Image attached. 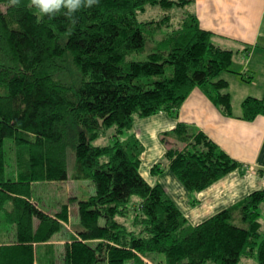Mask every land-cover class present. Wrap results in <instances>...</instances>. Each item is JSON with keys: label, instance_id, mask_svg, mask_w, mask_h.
Wrapping results in <instances>:
<instances>
[{"label": "trees", "instance_id": "1", "mask_svg": "<svg viewBox=\"0 0 264 264\" xmlns=\"http://www.w3.org/2000/svg\"><path fill=\"white\" fill-rule=\"evenodd\" d=\"M189 1L98 0L68 16L63 8L54 15L42 13L31 0H0V227L14 228L12 242L0 241V264H38L33 242L48 240L62 225L57 214L32 200L35 182L69 177L90 179L94 191L75 200L79 220L72 225L80 239H72L61 259L53 257L48 264H127L158 253L164 258L156 261L165 264H240L255 248L257 263L264 264V236L255 239L264 188L194 222L163 183L142 174L139 139L132 133L120 136L135 116L177 114L196 85H204L210 98L232 114L226 80L218 78L231 51L214 44L211 32L188 9L156 50L142 59L132 57L146 44L137 15L147 3L161 6L165 14L145 22L158 27L167 23L170 9ZM65 69L70 79L75 75L74 83L67 81ZM241 106L240 117L251 120L264 114V96H246ZM110 126H115L112 142L92 143ZM171 133L184 143L165 147L164 166L189 192L241 167L198 126L178 120ZM7 137L18 147L17 179L2 170ZM68 146L74 154L72 173ZM164 166L156 161L152 171ZM134 194L140 209L129 205ZM131 212L142 222L139 228L120 221ZM236 214L241 223L233 221Z\"/></svg>", "mask_w": 264, "mask_h": 264}, {"label": "crops", "instance_id": "2", "mask_svg": "<svg viewBox=\"0 0 264 264\" xmlns=\"http://www.w3.org/2000/svg\"><path fill=\"white\" fill-rule=\"evenodd\" d=\"M186 5L191 7L188 10L195 14L199 25L211 32L210 40L231 51L230 63L218 73V78L226 80L224 89L230 94L232 114L225 113L210 98L205 87L196 85L177 114L160 111L138 118L136 124L140 126L145 141L146 137L150 140V137H154L151 143L155 147L151 151H159L160 156L165 149L159 138L160 132L183 120L196 123L241 161V167L203 189V193H199L200 201L194 207H188L185 188L174 175L170 186L167 185L168 180H164L163 173L149 178L150 181L163 183L175 199H181V203L184 200V210L188 217L194 219L190 213L193 208L200 210L205 204L207 209L201 215L206 217L237 202L252 189L264 188V114L251 120L240 117L241 102L246 96H264V0H191ZM192 194L189 193V196ZM34 200L40 203L39 198ZM68 220L73 221L71 217ZM61 231V234L54 232L46 241H38L40 245L35 242L38 264H48L53 257L64 254L67 243L75 235L66 229ZM3 234L4 229L0 231V241L4 240Z\"/></svg>", "mask_w": 264, "mask_h": 264}, {"label": "rangeland", "instance_id": "3", "mask_svg": "<svg viewBox=\"0 0 264 264\" xmlns=\"http://www.w3.org/2000/svg\"><path fill=\"white\" fill-rule=\"evenodd\" d=\"M185 9H191V7L186 5L182 8L181 7L180 8L175 7V8L170 9V12H169L170 16L167 15L168 19H166L167 23H164V25H158V27H157V24H153L152 22H148V24H146L145 22L149 21V20H153V19L155 21H158L159 19L165 18L162 16L165 14H163L161 6H159V5L157 6L154 3H147L145 5V8L143 10L139 11L138 15H137L138 19L140 21L144 22L145 34L147 36L146 44H145L144 49H141L137 53L133 54L132 57L138 58V59L145 58L146 54L148 52H150L152 50H156L157 47L159 45H161L160 43L164 37H167V38L171 37L173 32H175L179 27L180 22H181V16H182L183 11ZM167 33H169V34L167 35ZM0 63H3L2 58H0ZM60 65H64V63L60 64ZM171 69H172L171 65L167 64L166 74H169L171 72ZM66 75H67V81L74 83L75 75H72V77L70 79V76H69V73L67 72V70H66ZM200 86L205 87L204 85H200ZM231 111H232V109H231ZM241 111H242V106H241ZM148 116H150V115H148ZM141 117H146V116H139V117L135 116V118L133 119V124H132V127L130 128V130L124 131L123 133L120 134V136L122 138H125L128 133H132V135L134 134L139 139V143H141L142 151H141L140 170H141L142 174L147 179H149V178H152V175H156V174L159 175V174L163 173L162 176H164L163 177L164 180H168L167 185L170 186L172 184L171 178L174 177L175 174L170 169H168L164 166L166 158L163 155V153L160 156V155H158V153H160L159 151L155 152V153L152 152L154 150L155 146L152 145L151 141L154 140V137H150L151 140L149 139V137L148 138L146 137V141H145L143 135H141L140 126L136 124V120L138 118H141ZM186 122L192 124V127L194 126L195 128H197V126H198L194 122H189V121H186ZM114 127L115 126H110V127H107L106 129H104V131L102 133H100L98 136H96L92 140V143H94V144H107V143L112 142L113 141L112 133L114 131ZM171 129L172 128L168 129L169 133L167 135L162 133V131L160 132L159 138L162 141V145L165 147L170 146V145H177L179 147L182 146L184 142L175 138V136H173V133H171ZM2 147H3L2 152H4V155H5L3 158L4 165L2 166V170H3L4 174H6L8 177L10 176L13 179H17L16 178L18 176V173H17L18 168L17 167L20 166V165H18L19 162L16 160V157H17L16 151L18 148L17 144L12 140V138L7 137L4 139ZM66 155H67V169H68L69 173H72L73 167H74V154H73V151L71 150L70 146H68V148H67ZM156 161H160V165L164 166L163 170L158 172V173H155V170L152 171V166L156 163ZM167 171H169L170 173ZM255 171L258 172L259 170L256 169ZM37 182H39V183L35 182L36 185L34 186V189H33L34 191H33V199L32 200H34L36 197L39 198L40 207H42L45 211L50 212L51 214H57L58 219H59V223L62 225L61 228L69 230L70 232H74V233H72L75 235L74 238L80 239V237H78V234L76 232L77 230L74 227V225H76L77 221L79 220L78 205H77V202L75 200H77L79 198H86L90 194L93 193L94 188H93V184H92L91 180L90 179H81V178L80 179H74V178L69 177L68 179H65V180L45 179V180H40ZM185 191L187 193L186 203H188V207H190V206L194 207L196 205V203L198 201H200L199 193H201L202 190L189 192L188 190L185 189ZM189 193H194V194L190 195L191 196L190 197ZM177 199H178V202L180 204H182L183 209H186V207H184L185 206L184 200H182V203H181V199H179V198H177ZM138 200H139L138 196L134 194L133 198L130 199V202H129L130 207H134V206L138 207V205H137ZM65 202H67V205H65ZM34 203L36 205H38V203L35 200H34ZM138 209H140V208L138 207ZM206 209H207V206L205 204H203L202 207L200 208V210H197V208H193V210H190V213L193 214V216L192 215L191 216L194 218V219H192V221L197 222V221L203 219L204 216H202L201 214H204ZM131 211H133V210H131ZM258 211H259V213L257 216V220L259 222V227H258L259 234L255 237L256 241L260 240L264 236V199H262L258 203ZM63 215L64 216L66 215V218H64ZM200 215L202 217H200ZM70 217L73 220L72 222H70L68 220V219H70ZM121 218L122 219L121 220L119 219V220L122 223H124V225L126 227H129V228L130 227L131 228H134V227L139 228L141 225L140 223H142L140 220L136 219V217L133 215L132 212L130 214L126 215L125 217H121ZM239 218H240L239 214H236L233 221L236 223H241ZM37 222H38L37 219H35L34 220V226H36ZM73 223H74V225H72ZM3 229L5 231V234H3L4 242L5 243L12 242V240H14L13 224L10 225L8 227V229L5 227L4 228L0 227V231H2ZM61 230L58 231V232H60L59 234L62 233ZM36 243H37V245H40V244H38L40 242H36ZM36 243L33 242V246H34L33 247V249H34L33 254L35 255V252H36V258H37V245H36ZM152 256L153 257L140 255L142 260L138 261V259H134L133 261H128L127 264H165L162 261L161 262L156 261V258H159V257L164 258V255L162 253H158V255L152 254ZM61 257L62 256H58L56 258L61 259ZM34 260H35V257H33V261ZM239 263L240 264H258L257 263V256H256V248L254 249V253L252 254V256L250 255V256L242 257L240 259ZM34 264H35V261H34ZM97 264H107V261L101 260Z\"/></svg>", "mask_w": 264, "mask_h": 264}, {"label": "clouds", "instance_id": "4", "mask_svg": "<svg viewBox=\"0 0 264 264\" xmlns=\"http://www.w3.org/2000/svg\"><path fill=\"white\" fill-rule=\"evenodd\" d=\"M12 2L18 4L19 0H12ZM97 2L98 0H31V3L42 13L54 15L63 8L67 10L65 14L68 16L81 7H90Z\"/></svg>", "mask_w": 264, "mask_h": 264}]
</instances>
